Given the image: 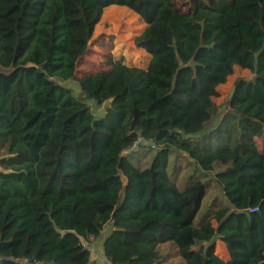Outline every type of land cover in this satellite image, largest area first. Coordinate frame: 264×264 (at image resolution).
<instances>
[{
  "label": "trees",
  "instance_id": "obj_1",
  "mask_svg": "<svg viewBox=\"0 0 264 264\" xmlns=\"http://www.w3.org/2000/svg\"><path fill=\"white\" fill-rule=\"evenodd\" d=\"M113 4L145 23L147 67L78 75ZM0 67V264H95L90 235L110 264H161L163 243L179 264H264V0H0ZM235 67L252 77L220 107ZM134 142L154 148L147 166L124 153ZM206 176L225 200L203 210Z\"/></svg>",
  "mask_w": 264,
  "mask_h": 264
},
{
  "label": "rangeland",
  "instance_id": "obj_2",
  "mask_svg": "<svg viewBox=\"0 0 264 264\" xmlns=\"http://www.w3.org/2000/svg\"><path fill=\"white\" fill-rule=\"evenodd\" d=\"M135 4L141 5L145 10L148 7L149 0H134ZM145 23L140 20L138 14L126 5H112L103 9V13L99 21L94 26L89 50L77 64V74H90L99 70H108L111 64L122 59V62L129 66L147 67L149 54L144 49H139L133 44V38L139 34ZM10 68L0 67V71L8 72ZM252 74L247 69L235 67L234 73L231 74L227 81L218 86V96L214 97V101L220 106H224L225 100L231 90V87L239 78H251ZM74 93L77 92L76 83L73 80L65 83ZM91 109L96 113L102 112V107L91 104ZM257 147L264 150V133L263 136L256 139ZM153 145L151 142L143 143L142 145ZM124 153H133L131 159L138 165L144 167L150 162L151 156L154 153V148H138V144L131 147H126ZM175 170L171 166L169 172L178 183L179 188L184 187L187 183L186 173L192 170V164H189L186 156H179L175 163ZM180 167V168H177ZM219 168L217 167V170ZM208 187L205 197L202 202V209L212 203L214 199L225 200L218 185L212 177L206 176ZM198 219V218H197ZM222 244V241H219ZM157 251L163 258L161 264H179L181 261L176 249L169 243L158 245ZM215 252L219 253V246H215ZM95 264H108L106 261H98ZM110 264V263H109Z\"/></svg>",
  "mask_w": 264,
  "mask_h": 264
},
{
  "label": "built area",
  "instance_id": "obj_3",
  "mask_svg": "<svg viewBox=\"0 0 264 264\" xmlns=\"http://www.w3.org/2000/svg\"><path fill=\"white\" fill-rule=\"evenodd\" d=\"M138 142L143 144V143H148L150 144V141H145L144 139L142 138H137ZM138 142H134L132 143V145L128 146V147H131V146H135ZM153 144V143H152ZM152 147L154 145H151ZM258 209V206H252V207H248L246 210V212L250 213V212H253L255 210ZM100 241L98 238H96V236L94 235H90L87 239H82L81 241V246L83 249H85L88 253H89V257H90V260L91 261H106L108 262V264L110 263L109 261H107L105 259V257L103 256V252L101 250V246H100ZM21 263L23 264H37L35 261H30L29 259L27 258H23V259H20L19 260Z\"/></svg>",
  "mask_w": 264,
  "mask_h": 264
},
{
  "label": "crops",
  "instance_id": "obj_4",
  "mask_svg": "<svg viewBox=\"0 0 264 264\" xmlns=\"http://www.w3.org/2000/svg\"><path fill=\"white\" fill-rule=\"evenodd\" d=\"M115 5V4H113ZM112 6V5H110ZM139 49H142V48H139ZM150 57V55H149ZM219 239L215 240V246H219V253H216L219 257H221L223 260H228L229 259V254H228V251L226 249V246L225 244L222 242V244H219Z\"/></svg>",
  "mask_w": 264,
  "mask_h": 264
},
{
  "label": "water",
  "instance_id": "obj_5",
  "mask_svg": "<svg viewBox=\"0 0 264 264\" xmlns=\"http://www.w3.org/2000/svg\"><path fill=\"white\" fill-rule=\"evenodd\" d=\"M233 90H234V85L231 87L230 93H229V97H231V95L233 94Z\"/></svg>",
  "mask_w": 264,
  "mask_h": 264
}]
</instances>
